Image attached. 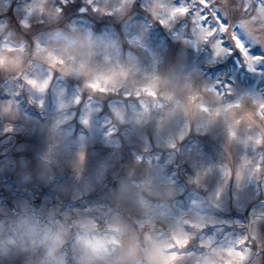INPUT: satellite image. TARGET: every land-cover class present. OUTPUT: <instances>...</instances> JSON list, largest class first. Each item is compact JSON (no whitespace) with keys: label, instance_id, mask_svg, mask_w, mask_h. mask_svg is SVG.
Instances as JSON below:
<instances>
[{"label":"rangeland","instance_id":"rangeland-1","mask_svg":"<svg viewBox=\"0 0 264 264\" xmlns=\"http://www.w3.org/2000/svg\"><path fill=\"white\" fill-rule=\"evenodd\" d=\"M245 2L0 0V264H264V65L199 38L218 8L264 44Z\"/></svg>","mask_w":264,"mask_h":264},{"label":"snow or ice","instance_id":"snow-or-ice-1","mask_svg":"<svg viewBox=\"0 0 264 264\" xmlns=\"http://www.w3.org/2000/svg\"><path fill=\"white\" fill-rule=\"evenodd\" d=\"M210 6L208 4V0H199V6L193 5L192 8L180 6L176 7L174 9L175 12H179L184 15H188L189 12L194 13V17L200 21V23H206L208 21V10ZM253 8V5L246 0V2L243 4V6L238 10V14H246L250 16V19L256 20L257 16L251 15V9ZM81 12L85 11V9L81 8L79 9ZM95 10V9H94ZM255 12L259 14L261 18H264V0H261V3L259 6L255 7ZM211 15L215 18V23L218 26L212 27L209 25L208 29L201 28L200 29V36L199 38L201 40L206 41L209 43L210 47L213 49V55L214 57H228L231 55H237V58L239 59L240 63L244 68L247 69L250 73H256V70L259 65H264V44L258 43L252 36L248 35L245 30V23L242 21L239 25L233 24L232 25V31L230 33V40L232 43V47L228 46V41L224 38V33L228 32V25L226 24V20L228 19L227 16L224 15V13L218 9L213 8L211 10ZM223 17V18H222ZM158 23L162 27H171L167 19H159ZM239 27L241 32H244V35H241L238 33L235 29ZM217 31H219L222 35L217 37ZM139 39V38H136ZM259 48V52H255L254 49ZM50 58L52 59L53 63H63V60H59L57 57L53 56L51 53H49ZM83 67V66H82ZM123 74V73H122ZM261 76L264 77V71L261 72ZM112 79V76H104L103 80L105 83H107L109 80ZM28 83L35 85V81L29 80ZM217 85H221L222 89L228 90V95L232 94V86L228 83H222L221 81L217 80L215 82ZM48 84V80H45L43 84H41L40 91L43 92ZM88 87L99 90L101 92H105L108 89L106 87H102L99 80L89 82ZM144 92H146L150 96H154L155 93L151 90L150 87H145L142 89ZM210 91L216 92L218 95H224V92L217 88H211ZM127 95V93H125ZM137 96L140 95V92L137 91ZM194 99V98H193ZM76 102L78 103L80 100V97L77 96L75 98ZM40 106H43V100L40 102ZM261 108H264V104H261ZM207 111V109H204ZM81 124L84 126H88L89 120L86 117L81 118L80 120ZM113 129H109L105 135H110L112 133ZM181 140L184 139V134L182 133L179 137ZM170 147L175 148L176 145L172 144ZM79 160L81 163L85 160V152L81 151L78 154ZM139 159V157H137ZM225 175H229L228 173H225ZM46 199V198H44ZM176 246H185L187 244L186 240L176 239ZM237 255L242 256L243 253H237ZM164 264H172L177 259V253L175 251L169 252L167 255L163 257Z\"/></svg>","mask_w":264,"mask_h":264},{"label":"clouds","instance_id":"clouds-1","mask_svg":"<svg viewBox=\"0 0 264 264\" xmlns=\"http://www.w3.org/2000/svg\"><path fill=\"white\" fill-rule=\"evenodd\" d=\"M125 93H127V95H125ZM124 95H125V99H127L128 95H130L129 92H125Z\"/></svg>","mask_w":264,"mask_h":264}]
</instances>
